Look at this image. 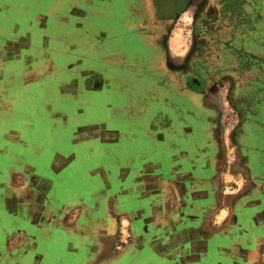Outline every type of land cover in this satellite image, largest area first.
<instances>
[{
	"label": "crops",
	"instance_id": "1",
	"mask_svg": "<svg viewBox=\"0 0 264 264\" xmlns=\"http://www.w3.org/2000/svg\"><path fill=\"white\" fill-rule=\"evenodd\" d=\"M214 1L0 0V264L57 229L82 264H264V68L234 97L195 40L252 45L264 0Z\"/></svg>",
	"mask_w": 264,
	"mask_h": 264
},
{
	"label": "rangeland",
	"instance_id": "2",
	"mask_svg": "<svg viewBox=\"0 0 264 264\" xmlns=\"http://www.w3.org/2000/svg\"><path fill=\"white\" fill-rule=\"evenodd\" d=\"M235 2V0H233ZM214 4L218 5V2H215L213 0ZM236 19L232 22V26H229L226 31L222 27H212V30L209 32H204L203 30L205 29L204 27L201 28V34L199 28H195L196 33H195V40L197 41V46L199 52L202 54V58L200 59V63L202 67H209V66H216L217 68H224L227 67L229 69H232L234 72V75L230 76L232 77V82L238 86L236 90H234L233 93H235L234 97L236 94H239V97L241 95V84L245 83L246 80L250 82H255L256 78V73L257 70L264 68V56L261 55V53L258 51L256 48V43L259 42L261 44V48H264V25H262L261 29H259V36L254 37L251 35L249 38V42H253V44H248L247 43H242L245 41H241V36L244 40V35L240 33V27L237 25L239 24L238 21L234 23ZM264 22V21H263ZM264 24V23H263ZM177 34L179 35L178 38L181 41L183 47L187 51L189 46L188 42L190 41L192 36V23H191V15L186 14L185 15V20L181 21L180 25L178 26ZM240 33V34H239ZM176 35V33H175ZM225 35H227V40L224 41L223 39L225 38ZM222 38L221 43L215 42L214 38ZM238 36V37H237ZM240 37V38H239ZM256 43H255V42ZM258 44V43H257ZM212 63V64H211ZM203 78V77H202ZM225 79H229V77H224ZM222 79V78H221ZM202 93H205L204 89L202 88ZM230 95V91H223L220 93L218 96L219 99H225ZM255 93L250 92L249 98L250 101L255 100ZM37 111H32L29 109V114L32 117L35 116L37 118L39 116L38 114V109ZM249 110H251V107H249ZM23 112H26V108L23 109ZM228 114V117L232 118V115H236L235 112L228 111L226 112ZM37 116V117H36ZM227 117V118H228ZM238 117H235V119ZM234 122L231 120V123ZM33 124H36V131L38 132V135H46L48 134L49 130L46 127V123L43 122V120H38L35 119ZM38 137V136H37ZM37 140V138H35ZM59 141L60 139L56 140ZM53 140L48 146H53ZM58 144L56 143V146ZM57 212V210H56ZM59 223H64L66 219H60L58 220ZM79 223V221L77 220ZM70 223V219H69ZM70 225L76 226L77 223L75 222L71 223ZM62 237V238H61ZM63 236H58L56 239V236L52 234V236L44 235L43 236V241L45 242L44 249L41 250L42 254L45 257V260L50 261L54 264L55 259L58 257L63 258H70L71 252H74L71 250V244L68 243V241L63 239ZM72 240V239H71ZM72 242V241H71ZM67 247V250L65 249ZM95 252V251H94ZM96 253V252H95ZM107 257H110L111 254L108 252L106 254ZM106 257V258H107ZM51 262V261H50ZM51 262V263H52Z\"/></svg>",
	"mask_w": 264,
	"mask_h": 264
},
{
	"label": "flooded vegetation",
	"instance_id": "3",
	"mask_svg": "<svg viewBox=\"0 0 264 264\" xmlns=\"http://www.w3.org/2000/svg\"><path fill=\"white\" fill-rule=\"evenodd\" d=\"M202 91V90H201ZM41 209V210H40ZM42 210H43V206H42V208H39V213L41 214V212H42ZM51 211H53L52 209H50ZM56 210H58V208L56 209L55 208V212H56ZM28 211V210H27ZM78 221H79V223L77 222V220L75 221V224L77 223V227H80L83 223H84V220H81V219H78ZM66 223H68V224H70L69 223V219H66V221H65ZM62 230H60V229H57V231H56V233H58L57 235L59 236H62L61 234H64L63 232H61ZM66 250H67V247L65 248ZM42 250V249H41ZM81 255H82V252H81V250H78L77 252H71V256H70V258H65L64 256H63V258H61V257H58L57 259H55L56 261H55V263L56 264H82V258H81ZM42 256H43V254H42ZM34 258L31 260L33 263H34ZM51 262H52V260H50ZM50 261H47V260H45V257H42V259L41 260H36V264H54L53 262L51 263ZM32 263V264H33Z\"/></svg>",
	"mask_w": 264,
	"mask_h": 264
}]
</instances>
